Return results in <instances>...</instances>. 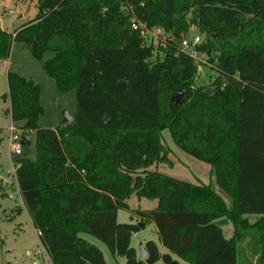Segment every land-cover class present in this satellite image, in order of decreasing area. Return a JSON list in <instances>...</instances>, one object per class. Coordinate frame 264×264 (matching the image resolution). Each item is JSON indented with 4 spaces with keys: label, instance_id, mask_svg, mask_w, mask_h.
<instances>
[{
    "label": "trees",
    "instance_id": "1",
    "mask_svg": "<svg viewBox=\"0 0 264 264\" xmlns=\"http://www.w3.org/2000/svg\"><path fill=\"white\" fill-rule=\"evenodd\" d=\"M36 9L12 33L0 28V60L13 43L29 45L35 60L50 51L42 69L58 92H75L72 121L41 128L39 85L6 73L7 112L25 136L34 135V157L15 162L17 186L51 263L105 264L87 234L124 264H237L245 240L257 256L249 264H264V0H37ZM132 20L169 35L156 57L141 46ZM192 25L207 37L197 51L216 73L211 94L193 87L196 64L176 44ZM117 52L149 60L153 114L133 118L105 88ZM177 91L182 103L171 101ZM165 129L179 149L210 166L229 205L211 185L148 170L167 161ZM131 196L156 206L118 222ZM248 214L258 217L249 222ZM221 219L232 227L229 238ZM149 223L166 251L148 240V257L140 259L131 238Z\"/></svg>",
    "mask_w": 264,
    "mask_h": 264
},
{
    "label": "rangeland",
    "instance_id": "2",
    "mask_svg": "<svg viewBox=\"0 0 264 264\" xmlns=\"http://www.w3.org/2000/svg\"><path fill=\"white\" fill-rule=\"evenodd\" d=\"M31 9L32 0H0V27L12 33L24 20L30 18L31 15H27L24 18L22 14H28ZM36 12L35 6L33 7V13L36 14ZM159 32L161 36L167 35L162 28H159ZM194 33L193 31L190 32L189 36ZM201 38L202 42L207 40L204 35H201ZM51 56L52 52L47 51L43 55L42 60H35L31 56L29 45L13 43L9 57L6 60H0V167H6L9 164V158L34 157L33 133L32 135L30 133L26 134V136H29L30 142L23 146L21 156L10 152L9 131L6 129V126L9 125V118L5 113L8 101L3 97L7 92V71H14L25 78L32 79L40 86L41 105L44 108V112L39 117V127L55 128L60 125L64 112L71 114L72 117L74 115L75 92L73 90L64 93L58 92L53 78L49 77L42 69V62ZM148 61L143 60L138 54L117 52L114 54L112 62H108V66L111 68L112 65V67L117 68V71L110 75L112 84H105L104 86L108 91L114 92L115 97L122 103L119 108L133 118L146 117L148 113H154V103L149 99L153 91L154 74L149 70ZM198 63L201 71L199 73L196 71L193 87L209 88L216 73L211 69L206 54L199 51ZM131 95L135 102L129 99ZM103 116L101 119H103ZM162 143L166 150L167 161L153 164L148 170L158 171L194 184L211 185L216 193L229 205V197L216 185L208 164L179 149L173 143L167 129L162 131ZM14 165L15 163L13 162ZM2 190L3 188L0 187V192ZM11 203L9 198L0 194V264H50L46 252L38 245L36 230L30 224L28 216L21 215L19 217L14 211V204ZM127 205V209H118V222L136 221L137 216L133 210L152 209L156 206V200L138 199L135 196H131L127 200ZM246 217L249 222H254L258 216L248 214ZM14 219L17 221H13ZM222 220H218L217 223L221 224ZM17 222H21V225H18ZM225 222L231 228H224L223 235L228 238L232 235V227L228 221L225 220ZM145 227L147 228L146 231L140 233L138 237L131 241V244L137 250V257L139 241L144 237H155V233L149 229L148 224ZM84 236L101 249L105 264H124V257L112 255L105 244L98 239L87 234ZM32 248V252L28 253L27 251ZM237 250V264H249L251 260L246 259V254L248 253L245 252H250L251 250L249 246L247 247V242L239 243ZM33 257H36L34 262H32ZM160 263L157 262V264Z\"/></svg>",
    "mask_w": 264,
    "mask_h": 264
},
{
    "label": "crops",
    "instance_id": "3",
    "mask_svg": "<svg viewBox=\"0 0 264 264\" xmlns=\"http://www.w3.org/2000/svg\"><path fill=\"white\" fill-rule=\"evenodd\" d=\"M36 2H37V0H32V9L31 10H29V12H31V13H29L28 12V14H26V13H24V15L22 14V17L24 16V18H26L27 17V15H31L30 16V18H28V19H26V20H24V22H26V21H28V20H30V19H32L35 15V13H33V7H35L36 6ZM24 8V7H23ZM25 11H26V8H25ZM24 11V12H25ZM23 22V23H24ZM21 25V24H20ZM1 28V27H0ZM2 29V28H1ZM29 79V78H28ZM32 80V79H31ZM40 87V86H39ZM7 92H8V89H7ZM7 92H6V94L3 96L7 101H8V107L6 108V110H5V113L7 114L6 116H8V118H9V125L10 124H12L13 122H12V120H11V117H10V114L7 112L8 111V109H9V107H10V102H9V98H8V96H7ZM40 102H41V88H40ZM8 125V126H9ZM8 126H6V127H8ZM7 129V128H6ZM30 135H32V133H30ZM25 140H27V144H29V136H26V138H25ZM10 150H11V148H10ZM11 152V151H10ZM12 153V152H11ZM20 158V157H19ZM28 158H33V157H28ZM18 158H9V164L6 166V167H3V166H1L0 167V187L1 188H3V190L0 192V194L2 195V196H5L6 198H9L10 199V202H12L11 204H14V207L13 208H15L14 209V211L16 212V214L20 217L21 215H27L28 216V219H29V222H30V224L32 225V222H31V218H30V216H29V214H28V212H27V209H26V207H25V205H24V203H23V201H22V198H21V195H20V193H19V190H18V186H17V181H16V177H15V168H16V166L14 165L13 166V162L15 163L16 162V160H17ZM5 168V169H4ZM13 188V189H12ZM143 199V198H142ZM11 206V205H10ZM222 220V219H221ZM226 220V219H225ZM225 220H222V222H221V224L219 223V225H220V227L222 228V231H223V233H224V228H228V229H231L230 228V226L229 225H227L226 224V222H225ZM13 221H17L16 219H14ZM227 221V220H226ZM218 222V221H217ZM17 224L18 225H21V222H17ZM33 226V225H32ZM21 227V226H20ZM148 227H149V229H151L154 233H155V237H153V238H150V237H144V238H142V240L141 241H139V244H138V246L141 244L142 246H143V248H144V246H145V243H146V241H148V240H152L153 242H155L156 243V245H157V247L159 248V250H160V252H164V251H166V249H165V247L162 245V243L160 242V240H159V237H158V234H157V230H156V227L154 226V224L153 223H149L148 224ZM35 229V228H34ZM146 227L143 229V230H141V231H139V232H137L136 234H134L133 236H132V238H131V241H132V239H135L136 237H138V235L140 234V233H142V232H144V231H146ZM36 230V229H35ZM36 234H37V237H38V245H40L41 246V244H40V241H39V235H38V231L36 230ZM231 237V236H230ZM226 238V237H225ZM229 238V237H228ZM245 242H247V240H245ZM133 246V245H132ZM42 247V246H41ZM134 247V246H133ZM135 248V247H134ZM42 249H43V247H42ZM145 249V248H144ZM28 250V249H27ZM26 250V251H27ZM32 250H33V248L32 249H30V250H28L27 252L28 253H31L32 252ZM44 250V249H43ZM45 251V250H44ZM136 252H137V250H136ZM245 253H248V254H246V259H248V260H251V261H255L256 260V258H257V256H256V254H254V253H252V252H245ZM47 259H48V261H50V258L48 257V255H47ZM36 260V257H33V261L32 262H34ZM183 264H187V263H185V262H182ZM50 264H52L51 263V261H50Z\"/></svg>",
    "mask_w": 264,
    "mask_h": 264
},
{
    "label": "built area",
    "instance_id": "4",
    "mask_svg": "<svg viewBox=\"0 0 264 264\" xmlns=\"http://www.w3.org/2000/svg\"><path fill=\"white\" fill-rule=\"evenodd\" d=\"M131 28L142 39L141 46L143 48L152 49V58L156 57L157 55L158 45H164L165 39L169 37V35L161 36L158 27L149 28L144 23L135 20L131 21ZM192 31L195 33L192 36H189V33ZM201 42V35L196 32V27L194 25H192L190 29L176 41L179 50L186 53L195 62L197 73L201 71L200 65L198 63L197 51V47L201 44ZM7 130L9 131V144L11 152L15 155L21 156L22 148L24 146L22 141L23 138H26V136L23 134L22 130L19 129L14 123L10 124L7 127Z\"/></svg>",
    "mask_w": 264,
    "mask_h": 264
},
{
    "label": "water",
    "instance_id": "5",
    "mask_svg": "<svg viewBox=\"0 0 264 264\" xmlns=\"http://www.w3.org/2000/svg\"><path fill=\"white\" fill-rule=\"evenodd\" d=\"M213 92H214V90H213V88H211V87L205 89V93H207V94H211V93H213ZM171 101L174 102V103H182V102H183V97H182V93H181V91H177V92L171 97ZM72 118H73V117H72L71 114H69V113H67V112H64V113H63V119H62V121H61V123H60V126H63V125H67V124H69V123L72 121ZM108 121H109V117H108L107 115H104V116H103V119H102V122H103L104 124H107ZM22 143L25 145V144L27 143V140H25V139L23 138ZM138 257H139L140 259H145V258L148 257V253H147V251L143 248V246H142L141 244L138 246Z\"/></svg>",
    "mask_w": 264,
    "mask_h": 264
}]
</instances>
